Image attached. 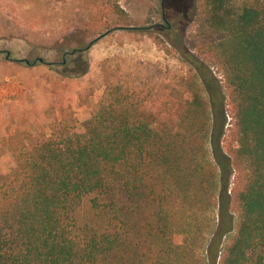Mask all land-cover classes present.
Listing matches in <instances>:
<instances>
[{
    "label": "trees",
    "instance_id": "trees-1",
    "mask_svg": "<svg viewBox=\"0 0 264 264\" xmlns=\"http://www.w3.org/2000/svg\"><path fill=\"white\" fill-rule=\"evenodd\" d=\"M121 1L82 0L87 38L132 26ZM197 3L196 34L176 46L197 72L183 94L154 106L109 84L84 132L64 110L50 136L15 148L0 264H194L201 247L203 264H264V0ZM200 46L226 95L188 49Z\"/></svg>",
    "mask_w": 264,
    "mask_h": 264
},
{
    "label": "rangeland",
    "instance_id": "rangeland-1",
    "mask_svg": "<svg viewBox=\"0 0 264 264\" xmlns=\"http://www.w3.org/2000/svg\"><path fill=\"white\" fill-rule=\"evenodd\" d=\"M120 4L132 26L90 39L83 31L88 13L82 0H0V80L16 79L25 85L23 94L0 106V180L16 170L15 148L50 136L64 110L73 112L77 131L84 132L107 85L128 87L148 103L161 106L183 94L187 79L197 76L176 47L196 34L197 0H167L164 7L163 0ZM188 49L211 69L226 95L215 50ZM21 60L38 64L16 62ZM227 111L224 149L231 142L232 113L228 107ZM211 214L218 220V207ZM203 254L201 247L194 264H203Z\"/></svg>",
    "mask_w": 264,
    "mask_h": 264
},
{
    "label": "built area",
    "instance_id": "built-area-1",
    "mask_svg": "<svg viewBox=\"0 0 264 264\" xmlns=\"http://www.w3.org/2000/svg\"><path fill=\"white\" fill-rule=\"evenodd\" d=\"M25 92V85L16 79L0 81V105L12 101Z\"/></svg>",
    "mask_w": 264,
    "mask_h": 264
},
{
    "label": "water",
    "instance_id": "water-1",
    "mask_svg": "<svg viewBox=\"0 0 264 264\" xmlns=\"http://www.w3.org/2000/svg\"><path fill=\"white\" fill-rule=\"evenodd\" d=\"M107 35H104V36H101V37H99V39H102V38H104V37H106ZM92 45L93 44H91L89 47H88V49H90L91 47H92ZM40 62H42V60H40Z\"/></svg>",
    "mask_w": 264,
    "mask_h": 264
},
{
    "label": "flooded vegetation",
    "instance_id": "flooded-vegetation-1",
    "mask_svg": "<svg viewBox=\"0 0 264 264\" xmlns=\"http://www.w3.org/2000/svg\"><path fill=\"white\" fill-rule=\"evenodd\" d=\"M166 1L167 0H163V7L165 6ZM164 20L166 21L165 16H164Z\"/></svg>",
    "mask_w": 264,
    "mask_h": 264
},
{
    "label": "crops",
    "instance_id": "crops-1",
    "mask_svg": "<svg viewBox=\"0 0 264 264\" xmlns=\"http://www.w3.org/2000/svg\"><path fill=\"white\" fill-rule=\"evenodd\" d=\"M6 80V79H5ZM0 81H2V80H0ZM8 103V102H7ZM6 104V103H5ZM3 105V104H2ZM1 106V105H0Z\"/></svg>",
    "mask_w": 264,
    "mask_h": 264
}]
</instances>
